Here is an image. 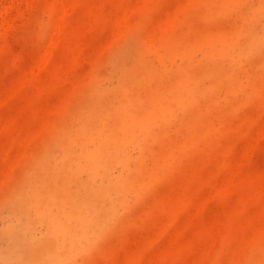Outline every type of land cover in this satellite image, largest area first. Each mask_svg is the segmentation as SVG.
Wrapping results in <instances>:
<instances>
[{
    "label": "rangeland",
    "instance_id": "1",
    "mask_svg": "<svg viewBox=\"0 0 264 264\" xmlns=\"http://www.w3.org/2000/svg\"><path fill=\"white\" fill-rule=\"evenodd\" d=\"M77 190L106 222L56 264H264V0H0V264H49L34 204Z\"/></svg>",
    "mask_w": 264,
    "mask_h": 264
},
{
    "label": "bare ground",
    "instance_id": "2",
    "mask_svg": "<svg viewBox=\"0 0 264 264\" xmlns=\"http://www.w3.org/2000/svg\"><path fill=\"white\" fill-rule=\"evenodd\" d=\"M62 10H63V8H62ZM61 12H63V11H61ZM62 16H60L61 18H59V22H58L57 29H56L57 30L56 34H58V35L62 34L64 29L66 28V23L64 21L66 19H63ZM59 40H61V39L59 38ZM155 42H156V40H155ZM47 54H45L46 60L49 59V58L47 59V57H49V56H47ZM43 57H44V55L42 56V58ZM45 57H44V59H45ZM44 59H43V61H41L42 63L45 61ZM44 63H43V65H44ZM40 64H39V66H40ZM37 68H40V67H37ZM31 72H33V74H34V71H31ZM177 94H178V92H177ZM185 94H186V92H185ZM5 102H7V101H5ZM164 105H165V103H164ZM134 113L136 114L135 111H134ZM134 113H132V114H134ZM9 116L12 118V115H9ZM160 118H161V116H160ZM6 119H8V118H6ZM150 119H152V113H148L142 120H140L138 122L133 117L131 119V122L125 126L124 131L119 136L117 135L115 130L105 131V129H101L99 131H96L95 133L91 132L89 134V136H90L89 142L95 143V141H97V145L92 151L89 150L87 153V158L89 159V161H91L89 166H94L95 169L99 170V169H106L107 167L109 168V166L111 165L112 162L118 164V161L120 160V158H119L120 152H121L120 148L122 147L121 144L128 142V140H131L132 138L134 139V135H136L137 132H139V131L141 132L143 129H146L147 126L149 125L148 123H149ZM129 137H132V138L130 139ZM179 145H180V143H179ZM25 149H28V148H25ZM120 163L123 164V162H120ZM70 175L73 176L72 174H70ZM86 177H87V175H86ZM137 177H135V178H137ZM68 179H70V178H68ZM147 180L149 182V179H147ZM69 181H71V180H68V182ZM73 183L76 184L75 182H73ZM76 185H78V184H76ZM82 185H83V183H82ZM80 186H81V184H80ZM70 188H72V187H70ZM70 190H72V189H70ZM82 190H84V189H82ZM82 190H80V191L82 192ZM87 190H90V189H87ZM70 192H72V191H70ZM77 192H78V190L73 191V193H74L73 195H71V193H70L69 195L64 194L65 196H62V195H58L59 192L53 191V193L50 194V196L47 200L48 202L44 203L40 199V198H43L44 196L42 197V195H41V197L39 196L36 203L34 204L35 208H36L38 220L48 226L49 233L54 237V239L57 243V250L58 251L55 254L52 253L51 255H49L43 259V260H46L47 262H49V264L50 263L56 264L57 261L62 259L61 252H63L66 256L71 255L75 250H77L80 247L79 246V245H81L80 241L86 242L89 239L90 232L92 233V235L97 234L99 231H101L102 227L105 225L106 220H103L101 218V213H100V211H98V208L96 206H94V203L91 202L92 200H90V202H89L88 200L90 198H88V200L85 198H82V195L79 194L81 192H78V193ZM84 192L85 191H83V193ZM87 192H89V191H87ZM40 194H42V193H40ZM87 194L89 195V193H87ZM79 195L81 196V198H78ZM66 196L68 198H64ZM92 199H93V197H92ZM93 202H94V200H93ZM102 203H104V201ZM102 203H100V204H102ZM98 204H99V202H98ZM202 208H204V207H202ZM21 257H23V256H21ZM63 260H64V258H63Z\"/></svg>",
    "mask_w": 264,
    "mask_h": 264
}]
</instances>
